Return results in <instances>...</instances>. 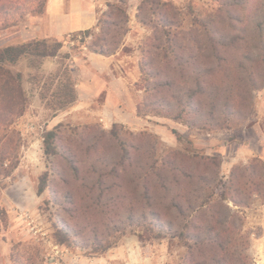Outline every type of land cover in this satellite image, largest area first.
<instances>
[{
  "label": "trees",
  "instance_id": "1",
  "mask_svg": "<svg viewBox=\"0 0 264 264\" xmlns=\"http://www.w3.org/2000/svg\"><path fill=\"white\" fill-rule=\"evenodd\" d=\"M212 1L211 9L190 7L181 13L163 0H142L137 19L152 33L142 48L146 95L139 116L155 113L191 130L237 131L257 123L256 94L264 89V0ZM47 2L0 0V30L27 15H44ZM119 2L109 4L99 32L78 33L93 35L91 51L112 56L121 48L129 31L130 0ZM63 47V41L38 40L0 48L4 131L29 105L23 74L12 68L23 59L40 68L43 60L60 57ZM61 73L42 89L51 92L56 112L78 99L74 78ZM94 127L73 129L70 144L63 125L44 136L46 154L55 158L54 179L44 186L65 213L57 218L65 241L103 250L110 246L109 238L134 226L181 240L188 248L187 264H253L249 249L253 236L260 234L248 227L246 213L264 205L261 158L233 166L225 179L220 157L179 150L158 157L146 146L144 132L135 134L121 124L110 131ZM10 152L0 150V161ZM92 211L97 219L83 223L81 214ZM82 235L89 236L87 243L78 242Z\"/></svg>",
  "mask_w": 264,
  "mask_h": 264
},
{
  "label": "rangeland",
  "instance_id": "2",
  "mask_svg": "<svg viewBox=\"0 0 264 264\" xmlns=\"http://www.w3.org/2000/svg\"><path fill=\"white\" fill-rule=\"evenodd\" d=\"M112 1V4L119 2V0ZM163 1L172 4L182 11L181 13L188 12L190 7L195 10L214 7L212 0ZM141 2L142 0H130L126 6L132 15L131 18L129 14L131 42L124 49L125 54L133 55L137 63L139 62V81L132 87L138 111L142 108L146 95L143 86L145 78L140 70L142 48L152 33L149 27L144 26L137 19ZM41 16L27 15L18 25L0 30V48L33 42H23L25 41L23 35L33 28L30 19ZM94 31L99 32V30ZM91 42H94L93 35L73 33L63 40L66 53L61 50L60 57L43 60L40 68L31 67L30 61L23 59L12 68L13 71L23 74L29 105L24 115L6 131L0 125V150L6 148L11 151L9 157L0 161V264H187L188 248L181 240L159 237L140 227L131 226L117 233L109 238L106 245L109 243L110 246L107 249L98 251L92 247H77L73 241H69V244L58 232L57 218L66 216L53 199L51 188L44 186V182L50 183L55 175V158L46 154L45 134L63 125L61 129L63 137L69 142L73 141L69 139L72 137L73 129L97 126L102 130L110 131L113 126L106 127L99 119L72 113L71 110L78 104L77 101L64 111H54L52 107L55 105V100L51 92L47 93L42 89L44 84L58 73L62 74L61 72L65 71L64 75H71L74 78L73 72L79 69L75 60L85 59L87 53L91 51ZM132 42L135 45H132ZM61 80L65 81L66 77L63 76ZM58 82L59 79L55 81V85ZM263 90L256 94L257 105L258 94ZM43 95L46 97L44 98ZM257 105L258 117L260 109ZM263 123L264 120L261 125L256 126V134H251L252 137L250 133L247 137L245 135V132L249 131H246L247 126L237 131L191 130L181 122L155 113L138 115V119L134 118L121 125L135 134L146 133L148 137H145L144 142L147 145L143 143L148 148L149 145L153 147L158 157L172 150H179L186 155L220 157L221 175L226 179L232 167L237 164L247 163L255 157L264 161ZM14 132L19 133L18 136ZM242 148L243 151L254 149L257 154L247 162H243L238 159ZM70 177L68 179L71 181ZM72 187L76 189L75 183ZM84 213L81 214L83 223L98 217L93 211ZM246 221L249 228L260 234L258 238L253 236L249 249L253 264H264V205L249 209L246 213ZM87 237L89 238L88 235H82L78 242L87 243Z\"/></svg>",
  "mask_w": 264,
  "mask_h": 264
},
{
  "label": "crops",
  "instance_id": "3",
  "mask_svg": "<svg viewBox=\"0 0 264 264\" xmlns=\"http://www.w3.org/2000/svg\"><path fill=\"white\" fill-rule=\"evenodd\" d=\"M112 2V0H48L45 14L30 19L33 28L23 35L25 40L23 42L63 41L73 33L97 31L100 18ZM127 12L130 14L128 10ZM130 16L132 18L131 14ZM130 42L131 33L128 31L115 55L104 56L90 51L85 59L75 60L76 66H79V69L73 72L78 104L71 110L72 113L99 119L106 127L138 119V106L134 100L132 87L139 81V62L137 63L133 55L124 53ZM133 43L131 44L135 45ZM62 52L66 53L65 45ZM257 107L260 109L258 111L260 115L256 116L257 124L246 127V131L249 130L248 133L245 132L246 137L249 133L250 137L251 134L255 135L256 126L261 125L264 120V90L258 94ZM239 154L238 159L247 162L249 158L255 157L257 152L254 149L243 151L242 148Z\"/></svg>",
  "mask_w": 264,
  "mask_h": 264
}]
</instances>
